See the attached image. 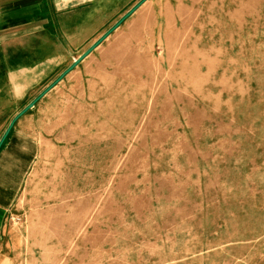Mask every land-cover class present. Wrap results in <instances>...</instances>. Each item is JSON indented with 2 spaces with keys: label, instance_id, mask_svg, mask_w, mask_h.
<instances>
[{
  "label": "rangeland",
  "instance_id": "obj_1",
  "mask_svg": "<svg viewBox=\"0 0 264 264\" xmlns=\"http://www.w3.org/2000/svg\"><path fill=\"white\" fill-rule=\"evenodd\" d=\"M141 1L15 48L12 121ZM35 107L5 264H264V0H149Z\"/></svg>",
  "mask_w": 264,
  "mask_h": 264
},
{
  "label": "crops",
  "instance_id": "obj_2",
  "mask_svg": "<svg viewBox=\"0 0 264 264\" xmlns=\"http://www.w3.org/2000/svg\"><path fill=\"white\" fill-rule=\"evenodd\" d=\"M101 1L104 3L101 4ZM114 1L118 0H0V140L2 129L12 121L15 115L16 91L21 87L22 90L26 88L21 83L13 81L15 73L24 72L21 70L13 72L12 68L15 66L13 62L17 64V67L28 64L36 68L45 56V50L42 49L33 57L34 62H27L14 56V49L21 46L23 41L37 35L41 38L50 36L52 40L54 37L57 40H64L66 36L69 39V35L76 33L82 26L94 22L101 13H109L113 17ZM132 1L134 0H125V3L129 4ZM148 2L149 0L132 16ZM27 50L30 51L31 48ZM22 52H25L24 49L19 51V53ZM46 96L47 94L44 97ZM20 99L22 98H18ZM25 115L16 122L0 149V264H5L9 260L7 255L2 254L7 215L18 205L28 175L41 156V140L35 131L27 130L23 125L22 118H27Z\"/></svg>",
  "mask_w": 264,
  "mask_h": 264
},
{
  "label": "water",
  "instance_id": "obj_3",
  "mask_svg": "<svg viewBox=\"0 0 264 264\" xmlns=\"http://www.w3.org/2000/svg\"><path fill=\"white\" fill-rule=\"evenodd\" d=\"M146 1L142 0L138 5H136L129 13H127L114 27H112L99 41H97L90 49H88L78 60H76L71 67H69L50 87H48L35 101H33L30 105H28L21 113H19L11 125L9 126L7 132L4 137L0 141V149L4 145L7 140L11 130L13 129L15 123L23 117L28 111L34 109L36 103L41 100L46 94H48L55 86H57L69 73H71L80 63L85 60L96 48H98L115 30H117L132 14L140 8Z\"/></svg>",
  "mask_w": 264,
  "mask_h": 264
}]
</instances>
